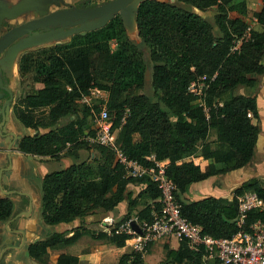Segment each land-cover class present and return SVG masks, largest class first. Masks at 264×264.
<instances>
[{
  "label": "trees",
  "instance_id": "trees-1",
  "mask_svg": "<svg viewBox=\"0 0 264 264\" xmlns=\"http://www.w3.org/2000/svg\"><path fill=\"white\" fill-rule=\"evenodd\" d=\"M258 4L248 37L244 35L250 24L245 18L246 0H141L134 17L146 51L129 36L117 14L67 43L21 54L17 63L21 82L33 73L36 87L15 106L16 117L28 132L18 139V150L73 159L69 166L43 175L42 221L49 226L79 222L74 229L51 231L30 243L29 258L44 261L50 248L73 244L89 232L82 227L85 217L111 212L124 199L128 214L139 206V222L151 221L152 210L160 207V190L150 178L127 176L109 147L84 138L94 134V128L89 132L85 128L99 107L79 104L93 87L107 93L105 106L112 130L117 129L115 141L129 157L145 165L150 164L146 159L150 154L169 160L166 174L176 185L174 197L181 214L198 224L202 233L230 237L250 231L257 220L264 221V211L253 209L237 224L239 198L245 192L255 191L264 201V185L257 178L245 180L230 198L183 196L189 184L241 168L252 157L259 131L253 122L258 119L257 101L239 89L256 86L264 73V0ZM211 9H216L213 21L198 13ZM147 55L152 62V97L140 92ZM202 76L206 86L197 96L189 87ZM81 149L88 151L84 158ZM197 155L210 160L205 169L194 160ZM130 183L143 188L133 196L127 188ZM23 197L19 211L28 206ZM12 216V200L0 195V221ZM128 217L118 227L92 236L124 247L132 236L121 229ZM150 244L142 252H123L115 264H144ZM163 247L162 264H218L206 261L185 240L175 248L169 243ZM78 263L77 255L61 252L54 264Z\"/></svg>",
  "mask_w": 264,
  "mask_h": 264
},
{
  "label": "rangeland",
  "instance_id": "rangeland-1",
  "mask_svg": "<svg viewBox=\"0 0 264 264\" xmlns=\"http://www.w3.org/2000/svg\"><path fill=\"white\" fill-rule=\"evenodd\" d=\"M62 1L63 4L74 6L77 5L78 1L80 0H62ZM252 1L253 0H249L250 3H252ZM46 2L47 0H0V6H4L8 8L9 11H13L14 13L16 12L20 13L21 11L17 9L24 7L23 13L17 16L19 18L18 21H21L22 19L31 17L34 14L44 15L47 12H49L50 9H55L59 6V3L56 4L54 2H50V4L46 6L44 5ZM7 5L10 6L8 7ZM252 5L254 8V4ZM253 8H247L248 11L245 17L250 23H252V26H254L253 16H252V13L254 12ZM198 13L208 18L209 20L213 21V18L216 14V9H211L205 12L198 11ZM97 23H101V20L93 21L87 24L76 25L75 27L57 29L54 31L55 33L52 34H50V31L52 29L51 30L47 29L46 31L43 30L41 32L34 33L32 35H29L26 40H23V47L21 49L15 51L13 55L7 56L5 61H2V64L5 65L4 72L8 79L9 86L13 89V92L15 93V99L14 101H12L10 107L11 115H10V121L7 124L8 129L14 130L19 135L25 132L26 128L20 123L19 120H17L15 114V106L17 102L24 95L32 92L34 90V87H36V84L34 83L33 73H28L25 82H21V77L19 75L18 67H17L18 58L21 56V54H23V52L26 51L31 52L44 47H50L53 45H61L67 43L68 41L71 40V38L74 35L79 34L81 31H88L86 28L89 29V27L91 26L96 27L95 24L97 25ZM1 32H3V27L2 28L0 27V33ZM56 42H58V44ZM137 43L141 46V49L143 51L147 50V48L144 45H142L141 42L138 41ZM110 47L113 49L115 47V44L113 42H110ZM144 63H145V71L143 76V89H141L140 92H143L146 95L152 97L153 95V89L151 85L152 62L148 55L144 56ZM82 104L83 103L80 102L79 106L82 107ZM35 114L40 115L41 111H36ZM94 124H95L94 120L92 121V119H89L85 128V132H89L90 129H93ZM114 132L117 133V129H115ZM5 145H6L5 140L0 138V150L3 149ZM79 151L81 158L86 157V155L88 154V151L84 149H81ZM5 158L7 159L8 162L7 167H11V163L13 162L12 159L15 157L9 156L8 158V155L6 154ZM20 161H21L20 169L18 171H12V173L9 176V184L5 185L2 180L0 181V195H6L12 200L13 202L12 217L20 213L19 210L21 209L22 205L24 206L23 203L24 197L22 198L21 195H17V194L15 195L14 192L21 193L27 197L28 204L30 203V212L28 213V215L20 214L11 221L8 220L12 219V217H10L5 221H0V254L2 253L0 257V264H15L14 263L15 260L21 261L20 264H54L55 258L61 252L77 253L78 250L84 251L88 249L110 250L104 261L106 264H112V261L115 258L114 252H112L114 251L112 250L114 246L109 244L107 240H103V239L101 240L93 237L92 234L96 235L100 231L103 230L109 231L111 228L118 227L120 223H122L121 221L124 217H126V215H129L128 219L130 218L135 219L136 211L139 209V206L134 208V210L130 214H128L127 211L123 215H119V217L113 218V222L111 224H106L103 221V218L107 215L102 216L98 213H94L96 215L91 214L87 217L95 218V220L94 221L91 220L88 222H85L87 218L85 217L82 227L83 229L88 230L89 232L87 234L86 233L84 234L85 238L84 240H82V242H80V244L78 243L74 246L61 245L57 248H50L48 250L47 256L45 257L44 261L33 260L29 258L27 254L26 245L29 242H31V240L32 242H35L37 240L44 238L51 231H65V227L49 226L43 223L41 216V196H42L41 182L37 177H35L33 164L30 158L28 156H24L20 159ZM43 164L44 166L48 165L46 163ZM62 167L64 166L60 165L59 167H57V169ZM261 173L264 174V167ZM4 190L10 192L5 193L3 192ZM128 190L136 194L139 190V187L137 185L129 184ZM27 210L28 207L21 211H27ZM32 219H34V221ZM28 221L29 222L33 221L32 222L33 225L28 227V232L30 233L29 234L30 239L24 236L25 239L24 241H22L23 235L18 231L24 229V223ZM77 224H79V222ZM29 228H31L33 232ZM165 243L170 244L169 238L151 243L148 246V250H150L149 251L150 253L143 254L145 256L144 264H162L163 263L162 260L165 258V252L163 247ZM9 245L20 246V247L18 249L16 247H12ZM125 246H126L125 251H129L132 249V247L129 246L127 243L125 244Z\"/></svg>",
  "mask_w": 264,
  "mask_h": 264
},
{
  "label": "built area",
  "instance_id": "built-area-1",
  "mask_svg": "<svg viewBox=\"0 0 264 264\" xmlns=\"http://www.w3.org/2000/svg\"><path fill=\"white\" fill-rule=\"evenodd\" d=\"M256 19L253 18L255 23ZM249 24L245 37L249 36ZM240 41V40H239ZM236 48V46L234 47ZM205 76L190 83L189 91L194 95H201L206 86ZM70 89V87H68ZM107 93L95 87L89 93L81 96V103L90 107L97 105L99 111L94 114V134L84 138L90 143H97L109 147L119 165L123 167L127 176L148 177L160 190V207L151 212L152 220L142 222L128 219L121 229L132 236L126 243L135 251H145L149 243L166 238H174L178 243L185 240L191 250L201 251L206 261L218 264H264V221L257 220L250 225V231H239L230 237L215 238L201 232L198 224L191 223L180 211V203L174 197L176 185L166 174L168 159L157 160L154 154L146 156L150 164L145 165L137 159L129 157L115 141V132L111 128L108 110L105 106ZM253 209L264 211V201L255 191H247L239 198V215L237 224L245 219L247 212ZM103 221L111 224L113 218L105 216ZM136 221L141 229L137 233L131 222Z\"/></svg>",
  "mask_w": 264,
  "mask_h": 264
},
{
  "label": "crops",
  "instance_id": "crops-1",
  "mask_svg": "<svg viewBox=\"0 0 264 264\" xmlns=\"http://www.w3.org/2000/svg\"><path fill=\"white\" fill-rule=\"evenodd\" d=\"M246 4H247V8H253L252 4H254V8H253L254 12L257 11L259 8L258 0H253L252 3H250L249 0H246ZM239 90L243 94L255 96L257 101L258 119H253V122L258 125L259 131L255 146L253 148L252 157L249 160V162L241 168L227 171L224 174L213 175L199 182H194L189 184L186 188V191L183 194L184 198L186 199L197 200L209 196L230 198L234 189L238 188L247 179L257 178L262 182V184L264 183V174L261 173L264 167V73L258 77V82L256 86L251 88H240ZM7 130L12 131L15 134V136L19 135L14 130H10L8 128ZM27 133H28L27 130H25V132L20 135H24ZM214 137L215 136L211 134L209 140H213ZM3 140H5L6 145L4 146L3 149L0 150V181L2 180L5 185L9 184V176L12 173V171H18L20 169V164H21L20 159L24 156H28L32 161L35 177H37L40 182L45 173L56 170L57 167H59L60 165H63L64 167L69 166L73 162V159L70 156L64 154H60L57 158L50 156H36V155L24 154L20 152L18 150V146L15 145V137L12 138L10 142L11 146H9V144L7 143V140H10V138L7 137ZM6 154L15 157L12 159L13 162L11 163V167H7L8 162L7 159L5 158ZM194 160L199 163L202 169H205L207 165L210 163L209 159H203L200 155L194 156ZM43 163H46L48 165L44 166ZM137 186L139 187L138 190L139 192L140 189L143 188V186L142 184H139ZM14 194L21 195L22 198L23 196H25L21 193H16V192ZM132 194L133 196L136 195L134 193ZM126 201H127L126 199L121 201L111 212H104L98 214L102 216L104 215L112 216V218L119 217V215H123L125 212L128 211V202ZM91 220L94 221L95 218L87 217L85 222ZM77 223L78 221H73L67 224H60L58 226L65 227V231H69L77 227L79 225ZM69 234H70L69 232H66V235ZM84 238L85 235H82L76 242H74L71 245L74 246L78 243L80 244V242H82ZM169 240L171 247L175 248L178 246V242L174 238H169ZM112 250H114L112 252H114L115 255V258L112 261V264H114L117 261L119 255L125 252L126 246L121 248L114 247L112 248ZM109 251L110 250H106V249L105 250L88 249L84 251L78 250L77 253H71V252H65V253L77 255L79 258L78 264H106L104 259H106V256L108 255ZM149 251L150 250H148L146 254H149L150 253ZM143 261H145L144 255H143Z\"/></svg>",
  "mask_w": 264,
  "mask_h": 264
},
{
  "label": "water",
  "instance_id": "water-1",
  "mask_svg": "<svg viewBox=\"0 0 264 264\" xmlns=\"http://www.w3.org/2000/svg\"><path fill=\"white\" fill-rule=\"evenodd\" d=\"M140 1L141 0H109L107 2H103V3L101 2V3L95 4L92 7H76L74 5L69 8H65V9L49 11L44 15L29 19L16 26H13L2 38H0V53L9 44H11L14 40H16L18 37L24 34L30 33L37 28H41V27L49 28L51 26L53 27V29L50 31V34H52V33H55L54 31L57 29H62L65 27H69V28L75 27L76 25H82V24L93 22V21L101 20V23H97V25L95 24L96 27L91 26L89 27V29L86 28L88 31H91V30H95V29H98L104 26L112 18V16L115 13L120 14V17L123 20V24L126 27L129 36L133 39H136L137 42L138 41L140 42L139 38L137 37V33H136V25H135V17H134L136 7ZM50 2H54L58 4L59 0H47V2L44 5L48 6ZM23 9L24 7L17 9V10L23 11ZM57 26H61V27L57 28ZM86 32L87 31H81L80 33L84 34ZM56 43L58 44V42ZM22 47H23V43L19 45L18 50L21 49ZM0 86H2L1 77H0ZM4 89L8 91L9 96H10L7 101L11 100V98L13 97L12 96L13 89L11 88L12 91L8 88H4ZM0 99H1V95H0ZM10 115H11V111H10L9 105L7 104L5 106L3 104L2 107H0V138L2 139H5L7 137L10 138V140H7V143L9 144V146H11L10 142L12 138L15 137V145L18 146L17 141L23 135L15 136V134L12 131L7 130V124L10 120ZM8 158H9V154H8ZM3 192L9 193L10 191L4 190ZM27 207H28L27 211H20V213L16 214L14 217H12V219L8 221L15 219L20 214L28 215V213L30 212V203L28 204ZM32 220L34 221V219ZM33 221L25 222L24 229L18 231L22 233L23 235L22 241H24L25 239L24 236L28 238L30 237L29 236L30 233L28 232V227L33 225L32 223ZM131 227L137 233L141 232V229L136 221L131 222ZM29 229L31 230V228ZM31 231L33 232V230ZM30 243H32V240L26 245V250ZM9 246L16 247L18 249L20 247V246H14V245H9ZM1 255L2 253L0 254V257ZM14 263L20 264L21 261L15 260Z\"/></svg>",
  "mask_w": 264,
  "mask_h": 264
},
{
  "label": "flooded vegetation",
  "instance_id": "flooded-vegetation-1",
  "mask_svg": "<svg viewBox=\"0 0 264 264\" xmlns=\"http://www.w3.org/2000/svg\"><path fill=\"white\" fill-rule=\"evenodd\" d=\"M109 0H90L89 3H86V1L84 0H80L78 1L77 5H75L76 7H92L95 4L93 3H103V2H107ZM93 4V5H92ZM8 7L10 5H7ZM71 7L70 5L67 4H63L62 0H59V6L55 9H50L49 11H53V10H59V9H65V8H69ZM17 13V12H16ZM14 13L13 11H9L8 8L4 7V6H0V27H3V32L0 33V38H2L13 26H16L24 21H27L29 19L32 18H36L39 17L41 15H37L34 14L31 17L28 18H24L21 21H18L19 18L17 17L18 15H20L21 13H23V11H21L20 13ZM119 15V13H115L112 17ZM3 19V20H2ZM2 20V21H1ZM2 22V23H1ZM61 26H57V28H59ZM65 28H69V27H65ZM51 30L53 29V27H49V28H37L35 30H33L30 33L24 34L20 37H18L16 40H14L11 44H9L1 53H0V77L2 79V86H0V95H1V99H0V107H2V105L4 104L5 106L8 104L9 108L11 107V103L12 101H14L15 99V94L13 93V91L11 90V88L9 87V83H8V79L6 77V74L4 72V66L2 64V61H5L6 57L9 55H13L15 53V51L18 50V47L21 43H23V40H26L28 38L29 35H32L34 33L37 32H41L43 30ZM4 88H8L12 91V98L11 100L7 101L9 99V93L7 90H5ZM6 103V104H5Z\"/></svg>",
  "mask_w": 264,
  "mask_h": 264
}]
</instances>
